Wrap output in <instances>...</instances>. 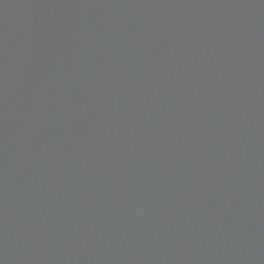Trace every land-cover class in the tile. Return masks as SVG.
<instances>
[{"label":"water","instance_id":"obj_1","mask_svg":"<svg viewBox=\"0 0 264 264\" xmlns=\"http://www.w3.org/2000/svg\"><path fill=\"white\" fill-rule=\"evenodd\" d=\"M0 264H264V0H0Z\"/></svg>","mask_w":264,"mask_h":264}]
</instances>
